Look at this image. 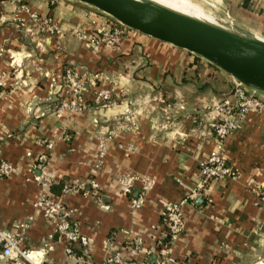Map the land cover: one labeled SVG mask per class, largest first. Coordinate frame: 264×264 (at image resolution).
I'll return each mask as SVG.
<instances>
[{"label":"crops","instance_id":"crops-1","mask_svg":"<svg viewBox=\"0 0 264 264\" xmlns=\"http://www.w3.org/2000/svg\"><path fill=\"white\" fill-rule=\"evenodd\" d=\"M223 1L239 28L264 39V0ZM25 2L58 30L35 31L12 0H0V160L12 166L0 178V230L19 232V247L41 252L48 264H100L113 253L119 264H155L161 208L193 190L198 162L213 147L211 123L220 117L214 106L231 100L233 79L187 50L130 29L115 46L88 44L75 33L92 32L93 22L106 17L76 0ZM65 67L87 91L81 109L56 116L68 96ZM98 89L110 94L103 107L93 102ZM105 133L111 137L99 156L97 138ZM42 141L52 142L51 150ZM224 157L238 176L212 180L181 207L184 226L169 246V264H263L264 204L256 206L251 188L264 182V112L242 115L224 140ZM30 163L46 183L33 179ZM130 174L154 180L136 209L120 184ZM138 186L132 182L133 193ZM54 203L87 239L85 256L76 242L73 256L65 254L66 242L55 233L62 212L43 213ZM0 264L27 262L0 256Z\"/></svg>","mask_w":264,"mask_h":264},{"label":"built area","instance_id":"built-area-1","mask_svg":"<svg viewBox=\"0 0 264 264\" xmlns=\"http://www.w3.org/2000/svg\"><path fill=\"white\" fill-rule=\"evenodd\" d=\"M14 12L25 13L28 20L34 25L35 31L52 34L57 32V24L49 17L40 18L39 15L29 9L25 0H12ZM94 29L87 33L78 31L75 35L92 46H99L105 43L110 46H115L119 38L125 34L127 28L118 21L106 17L104 22H93ZM62 81L67 89V100L59 103L56 109V116H59L61 111L66 108L70 110H78L83 107V95L87 91L86 84L79 79L77 73L71 67H65L62 71ZM0 82V90H1ZM110 94L107 90L98 89L94 91L93 102L96 106L103 107L107 104ZM167 104V103H166ZM168 105V104H167ZM214 110L219 118L213 120L211 129L213 134V147L206 154V156L198 162L197 179L193 190L176 201L166 202L163 204L160 211L159 222L162 227V235L157 241L155 250V264H169L172 259L168 256V249L172 242L180 235L183 230V219L181 216V207L186 204L193 196H200L204 194V190L212 180H232L238 176V169L230 164H227L224 157V140L231 134L238 126L239 120L246 112H264V100L255 96L252 92L248 93L244 87L237 81L233 80L231 89V100L221 101L214 106ZM111 137V133L101 134L97 138L96 153L99 156L104 154L105 142ZM42 145L47 150H51L52 142L42 141ZM28 155V152L26 153ZM44 160V154L37 157L38 163ZM34 163L28 164L27 170L32 173ZM12 169L11 164L1 159L0 160V178L7 176ZM33 174V173H32ZM35 181H42L46 183V178L42 177V173L33 174ZM138 182L139 186L133 193L132 182ZM49 183V182H47ZM154 180L144 174H130L124 175L120 179L121 189L124 194L128 196V206L130 209H136L142 206L145 198V192L153 185ZM88 185L90 188L96 187L94 180L89 179ZM67 186L65 190H71ZM81 189V188H73ZM254 193V203L256 205L264 203V182L254 184L252 186ZM84 192V191H83ZM40 204V203H39ZM55 211L62 212V216L55 223V233L58 240L65 241L66 246L64 252L67 255H72L70 244L76 242L80 245L81 256L87 254V239L79 234L75 225L68 221L65 211L58 203L45 204L43 208L44 215L52 216ZM20 229L27 227L25 222H19ZM21 239L19 232L11 234L0 230V256L1 257H20L27 262V264H48V262L41 260V252H35L19 247V240ZM33 253V254H32ZM31 254V255H30ZM121 257L118 253H113L105 256L100 264H119Z\"/></svg>","mask_w":264,"mask_h":264},{"label":"water","instance_id":"water-1","mask_svg":"<svg viewBox=\"0 0 264 264\" xmlns=\"http://www.w3.org/2000/svg\"><path fill=\"white\" fill-rule=\"evenodd\" d=\"M120 24L187 50L245 88L264 96V39L239 27L227 30L190 18L149 0H76Z\"/></svg>","mask_w":264,"mask_h":264},{"label":"rangeland","instance_id":"rangeland-1","mask_svg":"<svg viewBox=\"0 0 264 264\" xmlns=\"http://www.w3.org/2000/svg\"><path fill=\"white\" fill-rule=\"evenodd\" d=\"M175 1H178L179 3L184 4L186 6V8H188L190 10H193L195 12H198L200 14L207 16V18L209 20L212 19V21L215 24H217L219 27H221L223 29H230L231 30V29H234V27H238L237 25H240V24L236 23L234 20H232V18L230 16L231 14L229 16H227V6L223 0H175ZM244 1L245 0H242L243 4H244ZM91 8L97 14L103 15L105 17H110L109 15L94 9L93 7H91ZM110 18H112V17H110ZM126 28L130 29L128 27H126ZM130 30H132V29H130ZM232 86H233V81H232ZM244 90L248 93L252 92L255 96L264 100L263 95H261L257 92H254V91H252L248 88H245V87H244ZM230 95H231V91H230ZM79 191H83V190L79 189ZM263 204H259L256 206H262ZM263 264H264V260H263Z\"/></svg>","mask_w":264,"mask_h":264},{"label":"bare ground","instance_id":"bare-ground-1","mask_svg":"<svg viewBox=\"0 0 264 264\" xmlns=\"http://www.w3.org/2000/svg\"><path fill=\"white\" fill-rule=\"evenodd\" d=\"M149 1L159 6H162L166 9H169L173 12H176L178 14H181V15H184L190 18H194V19H199L206 23L218 26L212 21V19L209 20L207 16L186 8L184 4L179 3L178 1H175V0H149ZM227 30H230V29H227Z\"/></svg>","mask_w":264,"mask_h":264}]
</instances>
